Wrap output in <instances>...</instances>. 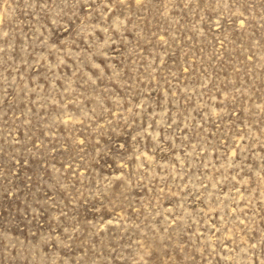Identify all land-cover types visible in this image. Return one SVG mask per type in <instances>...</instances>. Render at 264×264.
Here are the masks:
<instances>
[{
  "label": "rangeland",
  "instance_id": "1",
  "mask_svg": "<svg viewBox=\"0 0 264 264\" xmlns=\"http://www.w3.org/2000/svg\"><path fill=\"white\" fill-rule=\"evenodd\" d=\"M0 264H264V0H0Z\"/></svg>",
  "mask_w": 264,
  "mask_h": 264
}]
</instances>
